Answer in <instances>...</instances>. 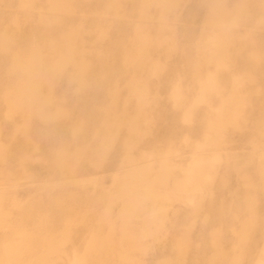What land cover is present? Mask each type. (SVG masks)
Here are the masks:
<instances>
[{
    "label": "rangeland",
    "instance_id": "374dc122",
    "mask_svg": "<svg viewBox=\"0 0 264 264\" xmlns=\"http://www.w3.org/2000/svg\"><path fill=\"white\" fill-rule=\"evenodd\" d=\"M262 260L264 0H0V264Z\"/></svg>",
    "mask_w": 264,
    "mask_h": 264
},
{
    "label": "bare ground",
    "instance_id": "6f19581e",
    "mask_svg": "<svg viewBox=\"0 0 264 264\" xmlns=\"http://www.w3.org/2000/svg\"><path fill=\"white\" fill-rule=\"evenodd\" d=\"M200 164H201V162H200ZM263 261V260H262ZM261 262V261H260ZM263 263H264V261H263ZM261 264V263H260Z\"/></svg>",
    "mask_w": 264,
    "mask_h": 264
}]
</instances>
